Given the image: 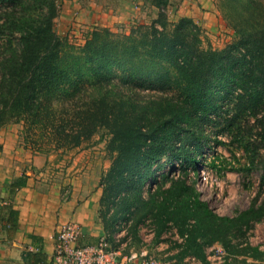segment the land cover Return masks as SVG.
I'll list each match as a JSON object with an SVG mask.
<instances>
[{
	"label": "trees",
	"instance_id": "16d2710c",
	"mask_svg": "<svg viewBox=\"0 0 264 264\" xmlns=\"http://www.w3.org/2000/svg\"><path fill=\"white\" fill-rule=\"evenodd\" d=\"M167 2L152 0L157 14L137 20L129 32L95 26L74 44L56 30L62 0H0V15L9 19L0 21V127L23 120L43 140L76 145L105 129L111 175L130 178L133 168L132 181L142 183L155 161L195 162L202 141L213 132L222 142L218 133L228 131L246 152L243 169L259 164L264 182V27L249 18L236 25L238 38L226 47L204 48L201 26L187 16L171 21ZM251 116L261 123L260 139L250 137L257 126ZM49 127L53 137L44 135ZM183 190L180 180L163 190L158 232L182 209L176 200ZM189 198L184 221L199 212L201 228L211 226L209 216L228 228L264 216V198L235 217L217 214L197 194ZM103 221L111 242L114 225ZM192 239L180 256L211 264L204 251L193 252Z\"/></svg>",
	"mask_w": 264,
	"mask_h": 264
},
{
	"label": "rangeland",
	"instance_id": "374dc122",
	"mask_svg": "<svg viewBox=\"0 0 264 264\" xmlns=\"http://www.w3.org/2000/svg\"><path fill=\"white\" fill-rule=\"evenodd\" d=\"M213 2L216 11L219 12L222 27L220 32L211 31L210 34L207 30L204 32L201 27L204 48L226 47L238 38L236 25H245L249 18L253 19L252 25L258 30L263 29L264 0H213ZM167 13L171 21H176L171 15V10ZM31 15L37 16L35 12ZM5 18L9 21L8 16L0 15V21ZM55 23L59 35L74 44L83 43L85 35L92 29L70 30L63 34L58 31L57 22ZM134 24L136 25L137 21ZM129 27H120L115 31L129 32ZM249 122L257 124L252 129L250 137L260 139L261 123L253 116ZM9 124L18 126L20 142L45 161L39 171L41 183L60 185L63 194L68 196L69 185H72L70 183L75 177H81L83 183L87 179L94 181L99 179L103 192L99 216L102 220L105 219L109 227L110 224L114 225L111 227L114 228L111 242L113 245L123 246L125 252L145 248L162 262L187 264L190 258L180 254L191 235L194 244L198 245L193 252L204 251V255L210 260L218 261L217 264H264V216L253 220L248 226L238 221L232 222L229 228L226 226V220L220 218L215 220L212 216L207 220L211 226L201 228L197 217L200 215L199 212L193 213L192 217L184 221L186 213L182 210L186 208L189 195L193 193L207 201L217 214L233 217L249 207L255 198L258 200L264 198L263 168L258 164L243 169L245 165L249 166L246 152L233 140L232 133L219 132L217 136L222 142H216L212 132L205 141H202L195 162L185 161L183 157L173 159L164 157L155 161L150 168V176L142 183L139 179L137 182L132 181L133 168L129 171L130 178L127 175L117 178L111 175L112 157L106 148L110 136L105 129L98 130L90 140L76 145L72 141L60 143L56 140L48 142V138L43 140V132L29 131L23 120L8 123L0 129ZM51 128L49 127L45 136L53 137ZM219 128L220 126L216 129ZM261 153L264 155V148L261 149ZM140 167L141 164L139 169ZM176 180L182 181L187 187L176 200L182 209L176 210V216L170 218L158 232V217L162 203L167 199L163 190ZM225 227L227 229L221 232ZM217 235H220V241L214 239ZM195 263L201 264L202 260L197 259Z\"/></svg>",
	"mask_w": 264,
	"mask_h": 264
},
{
	"label": "crops",
	"instance_id": "0c3cea01",
	"mask_svg": "<svg viewBox=\"0 0 264 264\" xmlns=\"http://www.w3.org/2000/svg\"><path fill=\"white\" fill-rule=\"evenodd\" d=\"M168 10L174 20L191 17L209 34L222 27L213 0H168ZM157 12L152 0H62L56 22L63 34L95 26L115 30ZM42 160L20 142L18 126L0 129V264H54L56 229L68 221L81 224V244L95 243L107 233L99 216V179L83 183L75 177L65 196L62 186L41 183Z\"/></svg>",
	"mask_w": 264,
	"mask_h": 264
},
{
	"label": "built area",
	"instance_id": "2783aa9c",
	"mask_svg": "<svg viewBox=\"0 0 264 264\" xmlns=\"http://www.w3.org/2000/svg\"><path fill=\"white\" fill-rule=\"evenodd\" d=\"M82 226L78 222L68 221L56 229L54 264H170L160 261L149 250H123V246L113 245L105 236L95 243H79ZM190 262L194 256L187 255ZM187 263V264H190Z\"/></svg>",
	"mask_w": 264,
	"mask_h": 264
}]
</instances>
